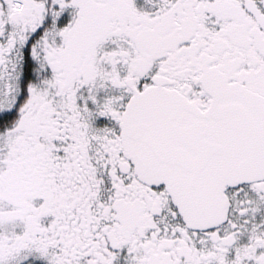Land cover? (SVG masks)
I'll list each match as a JSON object with an SVG mask.
<instances>
[{
    "label": "snow or ice",
    "instance_id": "1",
    "mask_svg": "<svg viewBox=\"0 0 264 264\" xmlns=\"http://www.w3.org/2000/svg\"><path fill=\"white\" fill-rule=\"evenodd\" d=\"M0 264H264V0H0Z\"/></svg>",
    "mask_w": 264,
    "mask_h": 264
}]
</instances>
